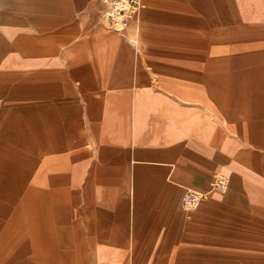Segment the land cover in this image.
<instances>
[{"label":"crops","instance_id":"0c3cea01","mask_svg":"<svg viewBox=\"0 0 264 264\" xmlns=\"http://www.w3.org/2000/svg\"><path fill=\"white\" fill-rule=\"evenodd\" d=\"M140 2L0 0V264H264V0Z\"/></svg>","mask_w":264,"mask_h":264},{"label":"built area","instance_id":"2783aa9c","mask_svg":"<svg viewBox=\"0 0 264 264\" xmlns=\"http://www.w3.org/2000/svg\"><path fill=\"white\" fill-rule=\"evenodd\" d=\"M102 18L107 26L115 29L126 28L140 9V0H99ZM202 196L196 191H188L182 200L186 209L197 206Z\"/></svg>","mask_w":264,"mask_h":264},{"label":"rangeland","instance_id":"374dc122","mask_svg":"<svg viewBox=\"0 0 264 264\" xmlns=\"http://www.w3.org/2000/svg\"><path fill=\"white\" fill-rule=\"evenodd\" d=\"M197 193H198V192H197ZM198 194H200V193H198ZM200 195L202 196V197L200 198V201H201V199L204 198V195H202V194H200ZM183 197H184V196H183ZM182 200H183V199H182ZM200 201H199V202H200ZM182 206H183V204H182ZM183 207H184V206H183ZM184 208H185V207H184ZM185 209H186V208H185ZM188 210H191V209H188ZM125 264H127V263H125Z\"/></svg>","mask_w":264,"mask_h":264}]
</instances>
